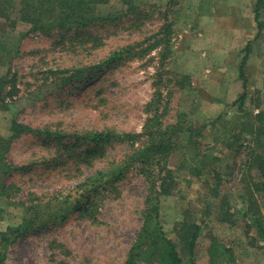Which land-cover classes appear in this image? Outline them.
Returning a JSON list of instances; mask_svg holds the SVG:
<instances>
[{
  "label": "rangeland",
  "instance_id": "rangeland-1",
  "mask_svg": "<svg viewBox=\"0 0 264 264\" xmlns=\"http://www.w3.org/2000/svg\"><path fill=\"white\" fill-rule=\"evenodd\" d=\"M15 1L8 22H0V78L7 83L0 138L12 135V122L50 134L13 137L1 154L8 167L0 168V233L33 217L29 211L45 227L12 243L6 264H125L147 189L137 164H125L86 213L67 209L79 183L123 163L156 124L174 127L177 142L166 164L174 188L160 199L164 233L174 238L183 220L200 225L194 264H208L210 237L233 249V264H264V243L252 244L255 231L238 213L250 144L238 133L264 111V4L257 22V0H111L96 8L100 21L41 34L18 21ZM248 42L239 112L238 69ZM116 51L122 55L115 63L99 67ZM83 72V85L60 82ZM89 132L111 133L112 140L87 154L91 144L82 138ZM256 197L264 218V195ZM223 201L234 225L218 219Z\"/></svg>",
  "mask_w": 264,
  "mask_h": 264
},
{
  "label": "trees",
  "instance_id": "trees-1",
  "mask_svg": "<svg viewBox=\"0 0 264 264\" xmlns=\"http://www.w3.org/2000/svg\"><path fill=\"white\" fill-rule=\"evenodd\" d=\"M111 0H19L18 1V21L31 27V31L48 34L54 30H79L89 24L100 21V14L96 13L98 6L108 5ZM15 0H0V22H8L9 15L15 7ZM126 5L130 3L124 0ZM264 4V0H257L255 5V19L259 20V9ZM262 30V23H258V33L255 39H258ZM165 40L160 39L159 44ZM251 42H248L243 49L244 56L239 65L238 76L242 82L243 92L234 102L237 104V111H242L246 100V83L244 68L246 61L251 53ZM122 51H116L102 62L99 67L115 63ZM98 67V68H99ZM91 69H95L91 68ZM85 73H74L73 75L62 77L61 84L67 85L73 81L80 82L83 85ZM5 78H0V99L3 101V87ZM56 83V82H55ZM7 84V83H6ZM259 107V106H258ZM253 117L252 122L241 123V134L247 135L250 140L249 148L241 168V181L245 184L241 192L242 209L238 211L243 220L247 222L249 230L255 231V237L251 239L252 244L258 238L264 243V218L260 206L257 202V195H264V111H258ZM221 116L219 115L218 118ZM156 124L154 130L147 131V143L125 158L123 163L114 168L101 172L100 178H90L87 181L79 183L81 193L77 195V200L68 206L67 212L80 210L86 213L93 203H97L100 194L103 191L112 188V183L121 178L126 172L125 164L128 166L135 163L138 166V172L146 183V197L144 199V208L142 211V226L133 242L125 264H194V253L197 241L199 239L200 225L193 221L183 220L174 225V238L168 237L162 227L160 199L170 196L174 188V176L172 171L167 168V159L170 157L174 147L177 144L173 140L172 133L174 127H165ZM11 136L0 138V168L6 169L3 164L1 154L6 150L7 144L13 137L23 135L29 132L33 134H50L48 132L34 131L28 127L12 122L10 124ZM240 134V135H239ZM112 134L108 132H89L85 134L82 140L88 144L89 153L101 152L104 146L112 140ZM130 162V163H129ZM126 166V167H127ZM103 178H107L105 182ZM107 183L108 185H106ZM1 189V188H0ZM4 190V189H3ZM2 190V191H3ZM65 201H61L64 204ZM225 202L221 204V211L218 219L221 223L234 225L233 215L229 208L225 207ZM33 217L23 219V222L14 228H7L0 233V264H6L7 248L17 239L25 236L32 230H41L39 215H33L30 211L27 213ZM61 216V215H60ZM66 215L62 214L61 220ZM208 264H233L235 262V253L227 244L221 242L216 237H210L209 245L206 249ZM187 258V259H185Z\"/></svg>",
  "mask_w": 264,
  "mask_h": 264
}]
</instances>
